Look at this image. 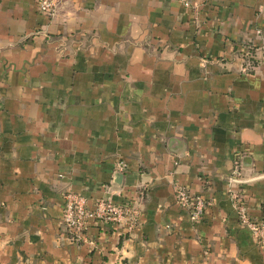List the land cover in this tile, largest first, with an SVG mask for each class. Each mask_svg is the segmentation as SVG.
I'll use <instances>...</instances> for the list:
<instances>
[{
	"label": "crops",
	"instance_id": "1",
	"mask_svg": "<svg viewBox=\"0 0 264 264\" xmlns=\"http://www.w3.org/2000/svg\"><path fill=\"white\" fill-rule=\"evenodd\" d=\"M39 3L0 0V264H264V0ZM68 189L139 226L75 239Z\"/></svg>",
	"mask_w": 264,
	"mask_h": 264
},
{
	"label": "built area",
	"instance_id": "2",
	"mask_svg": "<svg viewBox=\"0 0 264 264\" xmlns=\"http://www.w3.org/2000/svg\"><path fill=\"white\" fill-rule=\"evenodd\" d=\"M187 7H191L196 13L202 5L209 0H182ZM60 0H40L39 9L42 13L52 17L55 15ZM119 171H124L125 164H118ZM176 198L180 205L191 209V217L198 220L202 217L206 202L201 197H191L186 187L175 185ZM236 198V207L239 217L247 226L257 244L264 252V221L251 217L246 205ZM141 206L138 201L121 204L116 203L111 197H103L97 200L94 207L88 206V199L84 195L68 189L64 193L63 223L79 241H87V232L93 226L116 229L118 232L127 229L131 231L140 224ZM95 245V240L90 241Z\"/></svg>",
	"mask_w": 264,
	"mask_h": 264
}]
</instances>
